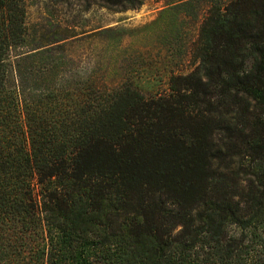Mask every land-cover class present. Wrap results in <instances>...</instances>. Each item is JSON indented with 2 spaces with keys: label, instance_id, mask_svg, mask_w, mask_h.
<instances>
[{
  "label": "trees",
  "instance_id": "16d2710c",
  "mask_svg": "<svg viewBox=\"0 0 264 264\" xmlns=\"http://www.w3.org/2000/svg\"><path fill=\"white\" fill-rule=\"evenodd\" d=\"M207 1L198 66L147 97L0 0V264H264V0Z\"/></svg>",
  "mask_w": 264,
  "mask_h": 264
},
{
  "label": "rangeland",
  "instance_id": "374dc122",
  "mask_svg": "<svg viewBox=\"0 0 264 264\" xmlns=\"http://www.w3.org/2000/svg\"><path fill=\"white\" fill-rule=\"evenodd\" d=\"M189 1L131 0L109 10L98 0H27L28 43L67 38L74 72L131 82L147 97L168 94L172 76L198 66L199 27L210 4L184 7Z\"/></svg>",
  "mask_w": 264,
  "mask_h": 264
}]
</instances>
